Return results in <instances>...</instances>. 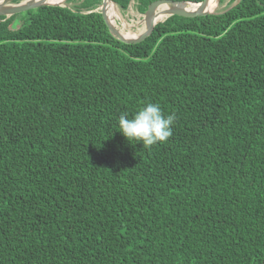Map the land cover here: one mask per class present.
Instances as JSON below:
<instances>
[{
    "label": "trees",
    "instance_id": "trees-1",
    "mask_svg": "<svg viewBox=\"0 0 264 264\" xmlns=\"http://www.w3.org/2000/svg\"><path fill=\"white\" fill-rule=\"evenodd\" d=\"M235 2L136 44L101 0L0 17V264H264V0ZM147 103L175 120L143 147Z\"/></svg>",
    "mask_w": 264,
    "mask_h": 264
},
{
    "label": "water",
    "instance_id": "water-1",
    "mask_svg": "<svg viewBox=\"0 0 264 264\" xmlns=\"http://www.w3.org/2000/svg\"><path fill=\"white\" fill-rule=\"evenodd\" d=\"M16 0H0V17L9 18L16 14L25 13L27 11L42 7V6H59V7H67L66 1L52 3L50 0H20L19 3H14ZM209 2L210 0H203L201 3L196 5L191 4L190 2H176L172 0H157L151 3L146 10V13H157L162 17V19H166L169 17H181V18H196L203 17L206 15L215 14V12L209 11ZM240 2V0H236L233 4L236 5ZM112 4L111 0H101L99 8L94 10L95 12L100 13L104 24L106 25L110 34L124 44H136L145 40L152 32L155 25L163 22L162 20L156 21L146 32H143L139 36L136 37H125L122 35V32L116 27L115 22L110 20L108 17V6ZM173 4L172 7H165L164 5ZM192 6V8L190 7ZM130 4L128 9L130 8ZM232 7V6H231ZM228 8L227 10L231 9ZM117 8V7H115ZM118 9V8H117ZM226 10V11H227ZM91 11V12H94ZM144 13V15L146 14ZM147 15V14H146ZM145 19V18H144Z\"/></svg>",
    "mask_w": 264,
    "mask_h": 264
},
{
    "label": "clouds",
    "instance_id": "clouds-1",
    "mask_svg": "<svg viewBox=\"0 0 264 264\" xmlns=\"http://www.w3.org/2000/svg\"><path fill=\"white\" fill-rule=\"evenodd\" d=\"M174 120L175 114L165 116L159 104L147 103L131 118L126 113L122 114L118 118V128L126 141H136L143 147H150L170 138Z\"/></svg>",
    "mask_w": 264,
    "mask_h": 264
},
{
    "label": "bare ground",
    "instance_id": "bare-ground-1",
    "mask_svg": "<svg viewBox=\"0 0 264 264\" xmlns=\"http://www.w3.org/2000/svg\"><path fill=\"white\" fill-rule=\"evenodd\" d=\"M64 1H66V0H50V2H52V3H57V2L59 3V2H64ZM218 4H219V0H210L209 7H208L209 11L215 12V10L217 9L216 7L218 6ZM164 6L165 7H172L174 5L173 4H168V5H164ZM113 7H114V5L110 4L108 6V9H107L108 10V14L107 15H108V17L110 18L111 21L114 20L116 17H118V15L114 12ZM190 7L192 8V6H190ZM145 18H146V20H144V23H143V26H144L143 32H146L149 29V27L152 26L156 21L158 22L160 20H163L162 17L160 15H158L157 13H149ZM130 27L131 26H129L127 24H124L122 22V20L120 21V28H121V30H123L125 32L131 33V34H122L125 37H130L131 38V37L135 36L134 33H132V32L129 31V28Z\"/></svg>",
    "mask_w": 264,
    "mask_h": 264
},
{
    "label": "rangeland",
    "instance_id": "rangeland-1",
    "mask_svg": "<svg viewBox=\"0 0 264 264\" xmlns=\"http://www.w3.org/2000/svg\"><path fill=\"white\" fill-rule=\"evenodd\" d=\"M67 1V0H66ZM229 0H224L223 1V4L222 5H224V4H227V2H228ZM176 2H179V1H176ZM183 2V1H182ZM222 5H220V8L222 7ZM217 9H219L218 11H221V9L219 8V6H217L216 7ZM216 9V10H217ZM118 10V13L120 14V16H121V19L125 22V23H127V24H129V26H131L130 28H129V31L130 32H132V33H134L136 36H139L140 34H142L143 33V28H144V26H143V23H144V20H146V16L147 15H141V14H139L138 12H134L133 11V8H131V10H127L125 13H122V12H120L119 11V9H117ZM215 10V11H216ZM131 13V14H130ZM215 14H217V12L215 13ZM212 15H214V14H212ZM130 18V19H129ZM145 18V19H144ZM121 19L119 18V17H116L115 19H114V21H115V23H116V27L120 30L121 28H120V21H121ZM132 19V20H131ZM162 23V22H161ZM159 24V23H158ZM138 29V30H137ZM121 31V30H120ZM122 32V31H121Z\"/></svg>",
    "mask_w": 264,
    "mask_h": 264
}]
</instances>
